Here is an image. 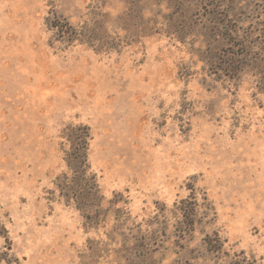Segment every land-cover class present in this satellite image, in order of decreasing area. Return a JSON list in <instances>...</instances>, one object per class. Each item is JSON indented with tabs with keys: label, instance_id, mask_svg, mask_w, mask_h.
<instances>
[{
	"label": "rangeland",
	"instance_id": "rangeland-1",
	"mask_svg": "<svg viewBox=\"0 0 264 264\" xmlns=\"http://www.w3.org/2000/svg\"><path fill=\"white\" fill-rule=\"evenodd\" d=\"M0 264H264V0H0Z\"/></svg>",
	"mask_w": 264,
	"mask_h": 264
},
{
	"label": "trees",
	"instance_id": "trees-1",
	"mask_svg": "<svg viewBox=\"0 0 264 264\" xmlns=\"http://www.w3.org/2000/svg\"><path fill=\"white\" fill-rule=\"evenodd\" d=\"M63 135L69 143L64 155L67 171L55 178V191L65 204L72 203L84 219L97 223L104 215L103 197L88 162L89 129L84 125L66 127Z\"/></svg>",
	"mask_w": 264,
	"mask_h": 264
}]
</instances>
